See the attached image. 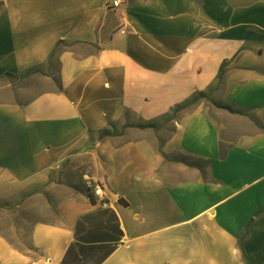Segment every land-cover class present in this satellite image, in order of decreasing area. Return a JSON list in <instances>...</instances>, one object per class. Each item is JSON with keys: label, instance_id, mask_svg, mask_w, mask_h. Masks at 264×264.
<instances>
[{"label": "crops", "instance_id": "crops-1", "mask_svg": "<svg viewBox=\"0 0 264 264\" xmlns=\"http://www.w3.org/2000/svg\"><path fill=\"white\" fill-rule=\"evenodd\" d=\"M111 1L0 0V79L71 45L61 90L0 102V209L57 207L26 251L0 232V264H264V0ZM225 60L221 104L248 116L202 104L161 144L138 127L209 92Z\"/></svg>", "mask_w": 264, "mask_h": 264}, {"label": "rangeland", "instance_id": "rangeland-1", "mask_svg": "<svg viewBox=\"0 0 264 264\" xmlns=\"http://www.w3.org/2000/svg\"><path fill=\"white\" fill-rule=\"evenodd\" d=\"M58 66L55 64L53 70L47 66L40 73H25L15 78L0 79V102L27 103L40 94L48 91L58 90ZM210 93V92H209ZM224 90H211L210 101H204L203 108L207 113L213 114L221 104ZM202 105V104H201ZM218 106V107H217ZM194 108L181 113L178 121L183 115L191 112ZM220 109V108H219ZM233 114V113H231ZM154 127L138 126L139 128H150L158 135V144L162 143L164 136L173 133L175 122L163 117L154 123ZM89 196V195H88ZM57 218L56 204L48 200L21 202L13 206L8 212L0 209V232L17 248L26 251L29 244V231L36 222H54ZM16 229V230H15Z\"/></svg>", "mask_w": 264, "mask_h": 264}, {"label": "trees", "instance_id": "trees-1", "mask_svg": "<svg viewBox=\"0 0 264 264\" xmlns=\"http://www.w3.org/2000/svg\"><path fill=\"white\" fill-rule=\"evenodd\" d=\"M2 7H3V5L0 4V10H1ZM70 46L71 45L69 43L65 42V41H59L57 43L55 49L50 54L49 60H48V67H50L51 70H53V66L55 64L59 68V55H60V53L63 50H65L66 48H68ZM245 50H246L245 48L241 49L238 52V54L234 57V59H236ZM234 59H232V60H234ZM232 60H225V61H223V63L220 66V69H219V73L217 75V78H216V84L211 88V90L214 87H215V90H220V89H223L224 90V79H225V75H226V73H227V71H228V69H229V67H230V65L232 63ZM39 71H40V69H32V70L27 71L26 73L37 74V73H40ZM58 72H59V70H58ZM15 77H17V75L15 76V75H10L9 74V75H6L5 76V78H15ZM57 83H58V90H61L59 76H58V79H57ZM211 90L209 91L210 93H211ZM209 92H207V93L206 92H196L191 98H189L185 102H183L181 104H178L175 107H173L171 109V111L167 115H165L164 117H167L170 121H173L175 123L179 122L178 121V116L181 113H184V112L188 111L191 108H196V107L200 106L201 104L204 103V101H208V100L210 101L211 94ZM218 108L225 109V110H227V111H229L230 113H233V114L248 116V113L245 112V111L234 110V109H231V108H229L227 106H219ZM145 127H152L153 128L154 125L153 124H147V125H145ZM261 127H263V129H264V126H261ZM110 136H115V134L114 133H110V132H104L101 135L102 138H104V137H110ZM89 198L94 203L93 199L91 197H89ZM259 215L257 217H259ZM255 219L256 218L252 219L249 222V224L246 227L244 233L242 234L241 247L243 246L244 240L248 237L250 226L255 222ZM245 258H247L246 254H245Z\"/></svg>", "mask_w": 264, "mask_h": 264}, {"label": "built area", "instance_id": "built-area-1", "mask_svg": "<svg viewBox=\"0 0 264 264\" xmlns=\"http://www.w3.org/2000/svg\"><path fill=\"white\" fill-rule=\"evenodd\" d=\"M128 0H112L111 1V7L113 9H118L120 8L125 2ZM124 33V32H122ZM85 186L88 187V195L89 197L101 199V204L106 206L108 203L104 199V188L103 185L96 181L94 178L90 176H86L84 179Z\"/></svg>", "mask_w": 264, "mask_h": 264}, {"label": "bare ground", "instance_id": "bare-ground-1", "mask_svg": "<svg viewBox=\"0 0 264 264\" xmlns=\"http://www.w3.org/2000/svg\"><path fill=\"white\" fill-rule=\"evenodd\" d=\"M87 190H88V187L86 186Z\"/></svg>", "mask_w": 264, "mask_h": 264}]
</instances>
